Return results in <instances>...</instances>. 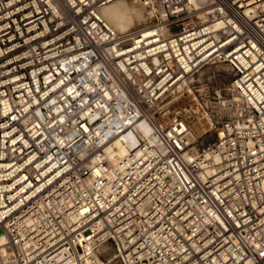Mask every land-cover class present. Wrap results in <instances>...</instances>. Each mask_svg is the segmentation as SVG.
Listing matches in <instances>:
<instances>
[{
  "label": "built area",
  "instance_id": "built-area-1",
  "mask_svg": "<svg viewBox=\"0 0 264 264\" xmlns=\"http://www.w3.org/2000/svg\"><path fill=\"white\" fill-rule=\"evenodd\" d=\"M115 1L0 0V264H264V0H138L128 36ZM216 63L235 112L193 152L161 110Z\"/></svg>",
  "mask_w": 264,
  "mask_h": 264
},
{
  "label": "rangeland",
  "instance_id": "rangeland-1",
  "mask_svg": "<svg viewBox=\"0 0 264 264\" xmlns=\"http://www.w3.org/2000/svg\"><path fill=\"white\" fill-rule=\"evenodd\" d=\"M126 1L134 4L145 18V21L139 25L136 24L133 29L147 26L149 24L147 11L139 5L138 1ZM231 79L225 64L216 63L204 67L187 83L193 94H184L171 100L163 106L162 115L170 116L177 107H186V111L182 115L188 121L191 131L197 138L195 145L199 149L206 147L217 139L219 122L234 115L235 111L228 110L227 104L235 97L229 90Z\"/></svg>",
  "mask_w": 264,
  "mask_h": 264
},
{
  "label": "bare ground",
  "instance_id": "bare-ground-1",
  "mask_svg": "<svg viewBox=\"0 0 264 264\" xmlns=\"http://www.w3.org/2000/svg\"><path fill=\"white\" fill-rule=\"evenodd\" d=\"M139 5L141 4L139 3ZM100 14L105 19V21L109 23L117 32L126 36L131 35L138 30L133 29L136 24L139 25L141 22L145 21L142 12L140 10H137L134 4L126 0H117L110 3L109 5H106L100 10ZM187 83L188 81L184 85L179 87L177 92L172 96L173 98L171 100H175L177 97L181 95L183 96L184 94H193ZM233 101H237L236 97L233 99ZM228 110L232 109L229 108ZM141 128L144 133L147 132L146 128H144L143 126ZM188 141L194 144L193 152L197 151V147L195 145V143L197 142V138L192 131H190V134H188ZM107 152L110 156H114V160L117 161L122 159L126 155L127 150L123 144L117 141L107 148ZM3 241L4 239L1 236L0 243H2ZM104 248L107 249L106 246Z\"/></svg>",
  "mask_w": 264,
  "mask_h": 264
}]
</instances>
